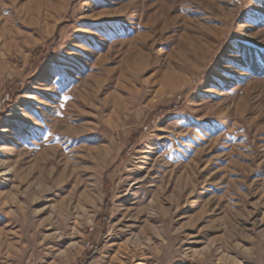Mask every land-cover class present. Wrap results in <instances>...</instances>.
Listing matches in <instances>:
<instances>
[{
    "label": "rangeland",
    "instance_id": "rangeland-1",
    "mask_svg": "<svg viewBox=\"0 0 264 264\" xmlns=\"http://www.w3.org/2000/svg\"><path fill=\"white\" fill-rule=\"evenodd\" d=\"M95 247L264 264V0H0V264Z\"/></svg>",
    "mask_w": 264,
    "mask_h": 264
},
{
    "label": "trees",
    "instance_id": "trees-1",
    "mask_svg": "<svg viewBox=\"0 0 264 264\" xmlns=\"http://www.w3.org/2000/svg\"><path fill=\"white\" fill-rule=\"evenodd\" d=\"M9 87V86H8ZM96 247L92 249V251L89 253V257L86 260L85 264H88L94 257L95 253H96Z\"/></svg>",
    "mask_w": 264,
    "mask_h": 264
},
{
    "label": "snow or ice",
    "instance_id": "snow-or-ice-1",
    "mask_svg": "<svg viewBox=\"0 0 264 264\" xmlns=\"http://www.w3.org/2000/svg\"><path fill=\"white\" fill-rule=\"evenodd\" d=\"M38 127V126H37Z\"/></svg>",
    "mask_w": 264,
    "mask_h": 264
}]
</instances>
